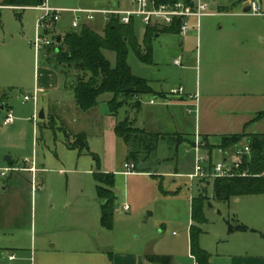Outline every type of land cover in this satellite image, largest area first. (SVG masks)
Masks as SVG:
<instances>
[{
    "label": "rangeland",
    "instance_id": "374dc122",
    "mask_svg": "<svg viewBox=\"0 0 264 264\" xmlns=\"http://www.w3.org/2000/svg\"><path fill=\"white\" fill-rule=\"evenodd\" d=\"M130 2L131 0H46L48 6L66 10L127 9L130 7ZM41 16L42 12L37 9L10 10L0 7V98L6 96L8 104L12 107L8 112L7 110L0 112V160L7 156L13 157L14 160L29 158L30 162L34 160L39 166L44 167L46 172L39 175V183L43 181L47 183L51 189L55 190L54 197L57 198V201L53 200V204H48L45 215H50L59 222L72 217L73 231L78 233L87 230L83 226L87 225L86 213L87 210L90 211L91 199L97 197L93 174L97 171V167L90 155L69 150L65 145L66 132L62 124L73 125L76 120L70 108H67L65 112L63 109L74 103L75 96L71 86L76 81L78 73L73 68L56 65L54 60L55 50L60 45L57 38L60 37L63 41L66 33L74 31L71 26L74 14H63L61 21L51 32L41 31L49 46L37 53L33 43L36 39V23ZM252 16L247 14L246 17V42L249 43L248 47L250 44L264 47V41L261 40L264 38V16ZM87 24L100 35L104 34L106 26L102 16H97L94 21ZM132 24L135 36L142 45L148 27L138 18L134 19ZM188 40H190L189 35L188 37L178 34L159 35L153 42L154 64L151 66L143 64L133 50H130L128 64L133 74L154 80L166 76L171 86L183 85L185 89L186 85L191 90L190 93H195L198 89L199 94H203L206 86L210 85L209 82L214 80L210 81V68L207 66L204 45L198 47L197 36H194L193 40ZM180 41L188 43L184 47H179ZM104 55L112 67H115L116 54L105 51ZM179 55L182 57L183 68H177L172 63ZM242 60L246 63V72H251L250 75L246 73V76H242L247 94L248 88L252 86L251 83L256 84L258 80L264 78L262 73L264 60L252 57L247 51ZM36 88L45 91L39 96L37 109L40 115L44 105L46 120H39L35 125L34 104L33 102L24 103L23 96L32 95ZM253 91L257 90L253 89ZM257 93L262 95L264 91L259 90ZM149 98V95L143 96V102ZM110 100H112L110 94L101 97L99 107L89 112L86 117L80 118L78 123L85 128L86 135L89 137L90 151L99 157L101 171L115 176L114 191L119 200L115 205L114 226L112 230L102 228L108 232L109 238L115 243V248L123 249V251L132 247L140 252L147 251L148 246L155 247L157 250L173 247L176 245L177 238H173L172 232H178V238L185 235L187 223L191 218L190 201L193 197L199 196L196 183H191L184 177L193 172L195 160L192 155L185 154L181 149L177 150L175 144L162 139L158 145L156 159L162 161L177 157L178 172L183 177L177 178L176 184H171L170 178H152L137 174L133 177L125 176L123 172L126 166V147L121 139L113 135L110 120L113 122L123 120L128 101L123 102L121 112L119 111L117 118H114L108 115ZM48 104H51V111ZM9 113H12L15 121L13 124L5 125V119ZM100 132L107 139L113 135L116 144L106 147L102 136H99ZM243 141L248 145L247 139ZM208 149V145H205L204 153ZM219 161L220 158L217 157L213 160L214 163ZM150 164L152 167L149 166V169L152 170L154 166L153 163L150 162ZM173 164L174 162L169 164L168 161H162L157 166L159 175L169 173L168 168ZM154 171L152 173H155ZM29 180H31L30 177ZM209 182L210 185L205 194L209 200L204 207L207 222L201 226L205 232L204 241L209 240L210 237L209 241H211L214 233L220 229L227 230L226 221L233 218L239 221L240 218L246 220L250 200H258V198L264 200L262 199L264 197L245 196L240 197L239 202L236 198L229 202H218L214 200L213 183ZM30 190L28 186L21 184L3 193L0 186V197L13 200L14 194L20 193L25 199L26 216L30 218ZM67 200L71 201V208L66 206ZM52 205L54 208H50ZM126 206L128 210L124 209ZM16 210L13 209L10 215H19ZM161 224L168 227L162 235L160 234ZM13 225L20 227L21 221L18 220ZM11 229L14 230L13 226ZM3 234L5 233L0 231V245L4 241ZM259 236L250 238H260ZM223 244L225 243H221L220 246ZM218 246L212 248L213 251L216 252Z\"/></svg>",
    "mask_w": 264,
    "mask_h": 264
},
{
    "label": "crops",
    "instance_id": "0c3cea01",
    "mask_svg": "<svg viewBox=\"0 0 264 264\" xmlns=\"http://www.w3.org/2000/svg\"><path fill=\"white\" fill-rule=\"evenodd\" d=\"M3 1L0 0V7H3L1 6ZM201 1L208 5L211 15L202 17L199 25L197 20L193 19L191 21L192 29L188 35L190 36V40H193L194 36H197L198 47H201L202 44L204 45L207 66L210 68V81L213 79L214 82H209L210 85L206 86L203 94H199L198 89L195 93H190L191 90L185 85L183 96H171L169 93L173 89L183 85L171 86L166 76H161L157 80L139 77L149 82L154 94L149 95L150 98L145 102H143V96L140 97L141 105L138 110L134 109L135 100L129 101L127 109H124L125 116L120 122L129 118L135 128L143 130L148 134L158 135L159 138L156 153L147 159L144 165L140 166L142 170L144 169L143 172L139 173L135 170L134 174L125 175L126 169L124 168L123 173L127 177H133L137 174L151 176L152 178H170L171 184H176L177 178L183 177L178 172L179 160L177 157L162 160L168 161L169 164L174 162V167L168 168L169 173L159 175L157 166L162 161L157 160L156 156L159 142L162 139H167L170 143L175 144L177 150L181 149L185 154L192 155L196 164L195 143L197 137H199L208 145L209 149L206 151V154L210 158L208 167L211 168L221 162L231 164L235 159V151L243 146H248L243 141L238 147L223 152L219 149L223 138L241 134H264V119L256 121L257 115L264 112V93L262 95L257 93L259 90L264 91V78L258 80L256 84H254L255 82L251 83L250 85L252 86L248 88L249 93L246 94L243 77L244 75L246 76V73L250 75L251 72H246V63L242 60L246 51L252 57L264 60V47L258 44H250V47H248L249 43L248 41L246 42V17L250 13L246 14L244 12L249 8V4L252 1H258L264 7V0ZM6 8L10 10H24L12 7ZM114 10H125V8ZM106 24L105 22V26ZM86 25L88 24L86 23ZM88 26L92 27L91 25ZM261 40L264 41V38H261ZM186 43L188 42L180 41L179 47H184ZM246 47H248V50H246ZM179 58L182 59L179 55L172 63L177 68H183V61L181 60V63H178ZM262 67V73L264 74V66ZM252 88L257 91H253ZM196 94L199 96V113L197 116L195 114L189 115L187 109L192 104L191 97ZM152 100L155 101L154 104H151ZM50 105L48 104V107L51 111ZM5 106L7 109L4 107V110H7V112L12 108L8 104L7 99L5 100ZM42 106L45 116L44 120H46V108L44 105ZM67 108L73 111L76 121H74L73 125L68 124L69 127L65 124L62 125L66 132V139L69 137L73 142L76 135L87 134L85 128L78 123L89 112H80L75 100L74 103H71L63 111L65 112ZM36 110L39 114V110L33 105V114H35ZM121 110L119 111L121 112ZM119 111L117 115H114L111 114L109 109L108 115L109 117L117 118ZM39 120L41 119L39 118ZM110 121L113 126V135L116 138L115 128L119 122ZM113 135L110 139H107L102 132L99 133L106 147L110 144H116ZM121 141L123 140L121 139ZM125 147L126 164H128V147L126 144ZM215 157L220 158L218 163L213 162ZM30 160L29 158L14 160L10 156L0 160V169L22 168L27 170L12 173L6 178L0 179L3 193L10 191L12 187L15 189V187H19L21 184L31 189L30 218L26 216V211L24 210L26 207L25 199L20 193L18 194L19 196L14 194L13 200L0 197V212H2L0 213V231L5 233L3 234L5 236L3 244L0 245V264H154L148 260L150 256L168 257L171 259L170 264L194 263L191 257L190 246V229L193 225L191 204L193 199L201 195L206 196L205 194L210 185L209 181L214 183V180L201 181L190 179L189 176L195 171V165L193 172L184 176L191 183H196L199 194V196L193 197L190 201L191 218L187 223L185 235L178 238V232L173 231V238H177L176 245L173 247L170 246L165 250H157L155 247L150 246L151 248H149L148 246L146 248L147 251L140 252L136 251L133 247L126 251L115 248V243L109 238L108 232L100 224L101 202L98 200V197L92 198L90 201L89 206L91 205V208L86 213L85 222L87 225H83L86 227V231L75 233L72 227V223L74 222L72 217H69L66 221L59 222V220H54L50 215L46 216L45 210L48 208V204H53V200L57 201V198L54 197L55 190L51 189L44 181L39 183V175L46 171L37 162H35L37 172L33 174L28 171L34 166V160L31 162ZM150 162L154 166L152 170L156 169L155 173H152L153 171L149 169V166H151ZM104 173L110 174L109 172ZM29 177L31 180H29ZM34 180L41 187L36 192L33 190ZM165 194L168 195L167 193ZM172 194L175 195L174 193ZM252 197H264V195ZM240 199L236 198V201L239 202ZM259 199L261 198L248 202L246 220L240 218L242 223L235 218L226 221L227 230L220 229L216 231L211 241H209L211 237L209 240L204 241L203 234L205 232H203L202 238H200V246L210 255L209 264H264V200ZM118 200L119 197L117 196ZM52 206L50 208H54V205ZM66 206L72 207L70 200H67ZM13 209H17L16 211L19 215L14 214L11 216L10 213ZM18 220L21 221L20 227L13 225ZM235 222L246 226L249 228V231L229 234L228 223L235 225ZM11 226H13L14 230L11 229ZM167 228L165 224H161L160 234L162 235ZM255 235H260V238H250L255 237ZM221 243L225 244L220 246ZM216 245L219 246L215 252L212 248H215ZM12 257L14 259H11Z\"/></svg>",
    "mask_w": 264,
    "mask_h": 264
},
{
    "label": "trees",
    "instance_id": "16d2710c",
    "mask_svg": "<svg viewBox=\"0 0 264 264\" xmlns=\"http://www.w3.org/2000/svg\"><path fill=\"white\" fill-rule=\"evenodd\" d=\"M178 1L180 0H160L161 3ZM45 3L46 0H4L1 6L37 8ZM132 23L123 25L119 19L112 17L106 24L103 35L83 24L79 31L66 33L63 41H60L59 48L55 50L54 60L56 65L73 68L78 73L71 88L80 112L88 113L97 108L101 97L107 94L112 95L109 102L111 114L117 115L124 101L135 100L134 109L138 110L141 105L140 97L154 94L148 81L133 74L128 64L129 51L133 50L143 64L151 66L154 64V40L161 34L179 35L180 27L178 23L162 29L156 26L148 27L141 45L135 36ZM105 51L116 54L115 67H112L105 57ZM5 100L6 96L0 98V112L2 105L7 109ZM262 119L264 112L257 115L256 121ZM115 134L128 147V164H133L139 173L143 172L144 169L142 170L140 166L156 153L159 136L135 128L129 118L117 123ZM244 139H247L250 154L243 157L240 169L235 172L236 176L214 180V200L218 202L264 195V134L228 136L222 139L219 149L226 152L238 147ZM66 146L70 150L94 158L97 167L94 173L97 197L101 202V226L106 230H112L117 202V195L114 192L115 176L101 171L99 157L90 152L88 137L85 134L76 135L73 142L67 137ZM245 173L246 176H241ZM208 200V197L201 195L193 199L191 204L193 225L190 229V246L191 254L198 264L210 263V255L200 246L203 234L201 226L207 222L204 207ZM235 223V225L228 223L229 234L249 231L246 226ZM148 260L154 264L171 263L168 257L150 256Z\"/></svg>",
    "mask_w": 264,
    "mask_h": 264
},
{
    "label": "built area",
    "instance_id": "2783aa9c",
    "mask_svg": "<svg viewBox=\"0 0 264 264\" xmlns=\"http://www.w3.org/2000/svg\"><path fill=\"white\" fill-rule=\"evenodd\" d=\"M20 9H37L42 12V16L37 20L36 23V39L33 43V47L36 52L39 53L41 50L49 46V43L42 36L41 31L51 32L55 26L61 21L63 14L72 13L74 14L72 29L78 30L83 24L92 22L96 19L97 16H102L104 21L108 23L112 17L119 19L120 23L123 25H130L134 19L138 18L143 21L147 27H159L169 28L175 23L179 24L180 31L179 35L182 37L187 36L191 29V21L193 19L197 20L198 25L200 19L205 16H210L209 7L207 4L203 3L201 0H180L173 3H161L160 0H131L130 7L125 10H88V9H56L48 6L45 3L41 7L37 8H20ZM249 13L255 16H264V7L258 1H252L249 4ZM181 58H179L178 63H181ZM42 89L36 88L32 95H25L23 97V102H33L34 106L37 107L38 99L42 93ZM185 93L184 87H179L173 89L169 94L171 96H183ZM198 94L191 97L192 104L187 109L189 115L195 114L196 116L199 113V103H198ZM155 101L152 100L151 104H154ZM35 125L39 121V114L37 110L33 116ZM15 121L12 113H9L5 119V125L13 124ZM205 142L197 137L195 143V152H196V164L195 171L190 175V179L195 180H215L217 178H226L236 176L235 172L240 169L242 164L243 157L250 154L249 146H243L235 151V159L228 164L227 162H221L211 168L208 167L210 164V158L208 154L204 153ZM33 167L28 170L35 174L37 172L35 167V162L33 161ZM125 175H130L135 173V166L133 164H126ZM27 171L22 168H5L0 169V179L6 178L12 173H18ZM241 176H246L242 174ZM41 187L38 186L33 181V190L34 192L40 190ZM125 210H128V206L124 207ZM194 260L193 264H198L196 258L192 255ZM11 259H14L12 257Z\"/></svg>",
    "mask_w": 264,
    "mask_h": 264
},
{
    "label": "water",
    "instance_id": "95a60500",
    "mask_svg": "<svg viewBox=\"0 0 264 264\" xmlns=\"http://www.w3.org/2000/svg\"><path fill=\"white\" fill-rule=\"evenodd\" d=\"M249 11H250V9L247 8L244 12L247 14V13H249ZM157 37H158V36H157ZM60 41H61V38L59 37V38H58V42H60ZM1 110H4V106H3V105L1 106ZM39 118H40L41 120H44V119H45L44 111H41V113H40V115H39Z\"/></svg>",
    "mask_w": 264,
    "mask_h": 264
}]
</instances>
